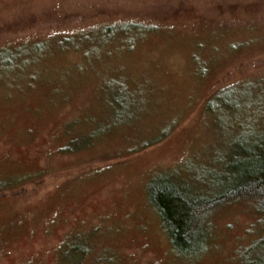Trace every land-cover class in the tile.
Listing matches in <instances>:
<instances>
[{
  "label": "rangeland",
  "instance_id": "374dc122",
  "mask_svg": "<svg viewBox=\"0 0 264 264\" xmlns=\"http://www.w3.org/2000/svg\"><path fill=\"white\" fill-rule=\"evenodd\" d=\"M23 46L0 64V264H264L253 201L182 255L149 198L223 185L264 134V0H0V50Z\"/></svg>",
  "mask_w": 264,
  "mask_h": 264
},
{
  "label": "trees",
  "instance_id": "16d2710c",
  "mask_svg": "<svg viewBox=\"0 0 264 264\" xmlns=\"http://www.w3.org/2000/svg\"><path fill=\"white\" fill-rule=\"evenodd\" d=\"M145 26L147 27L140 22H123L108 24L102 31L103 35H113L118 31L134 32ZM64 41L70 43L72 37ZM24 49V46L15 50L1 49L0 64H12ZM241 141L238 150L239 155L244 157L234 160L230 165V180L219 187H210L214 188L212 191L198 193L191 189L183 193L177 186L166 182L165 176H159L151 182L150 201L177 253L192 255L205 249L209 236L208 220L216 209L250 200L255 203L257 211L264 215V134H252ZM262 248L264 234L248 250ZM73 251L77 253L82 250L74 247Z\"/></svg>",
  "mask_w": 264,
  "mask_h": 264
}]
</instances>
